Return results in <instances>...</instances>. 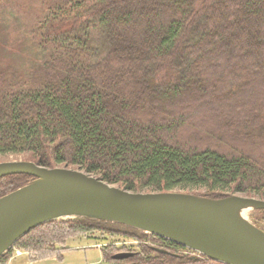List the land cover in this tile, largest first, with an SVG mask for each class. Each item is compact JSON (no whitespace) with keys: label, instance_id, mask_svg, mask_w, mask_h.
I'll use <instances>...</instances> for the list:
<instances>
[{"label":"trees","instance_id":"obj_1","mask_svg":"<svg viewBox=\"0 0 264 264\" xmlns=\"http://www.w3.org/2000/svg\"><path fill=\"white\" fill-rule=\"evenodd\" d=\"M29 27L36 61L0 69V156L134 193L264 200V0H38ZM32 179H0V196ZM64 224L142 241L121 264H219L122 225ZM44 227L22 248L42 252Z\"/></svg>","mask_w":264,"mask_h":264},{"label":"water","instance_id":"obj_2","mask_svg":"<svg viewBox=\"0 0 264 264\" xmlns=\"http://www.w3.org/2000/svg\"><path fill=\"white\" fill-rule=\"evenodd\" d=\"M33 178L0 197V257L33 229L66 218L114 223L170 241L219 264H264V231L247 213L264 200L184 192L134 193L80 170L33 162L0 163V179ZM118 254L114 260L128 258Z\"/></svg>","mask_w":264,"mask_h":264},{"label":"rangeland","instance_id":"obj_3","mask_svg":"<svg viewBox=\"0 0 264 264\" xmlns=\"http://www.w3.org/2000/svg\"><path fill=\"white\" fill-rule=\"evenodd\" d=\"M5 2L8 5L12 3L10 6H12L13 9L6 10L4 13L2 11H4L3 9L8 5H5L3 2L0 6V69L11 67L22 74L32 65L34 61H36L37 52L34 42L26 31L34 22L35 8L38 0H5ZM194 121L197 122L198 119ZM208 123H210L207 127L208 129L215 127V123L213 124L207 121L206 124ZM16 161L31 162L28 161L27 157L24 155L0 156V163ZM32 180L27 181L26 184ZM202 193V191L196 192V194ZM236 195L260 199L255 196ZM247 218L250 222L264 231L263 212L250 211L247 213ZM73 219L75 218L60 219L41 225L46 226L41 229V231H54L52 234L50 233V235H48L46 243L43 245L42 252L22 248L19 244L29 238L30 235H34L36 232L33 231L41 226L33 229L21 237L0 257V264H121V260L130 258L133 252L138 250V246L142 244V241L123 234L109 235L98 230L89 231L87 233L80 231H68L64 223ZM58 227L62 228L60 229ZM135 232H137L140 236H150L139 233L138 231ZM155 240L156 239L154 238L147 237L146 247L156 253H165L166 251L164 248L159 247L160 245L157 244V241ZM103 250L109 253L108 258L104 256ZM129 253L130 256L128 258L121 260L113 259L115 255Z\"/></svg>","mask_w":264,"mask_h":264},{"label":"flooded vegetation","instance_id":"obj_4","mask_svg":"<svg viewBox=\"0 0 264 264\" xmlns=\"http://www.w3.org/2000/svg\"><path fill=\"white\" fill-rule=\"evenodd\" d=\"M147 243V242H146ZM146 243H144V244H146ZM165 252V251H164ZM166 253V252H165ZM130 254V253H129ZM132 254V253H131Z\"/></svg>","mask_w":264,"mask_h":264}]
</instances>
